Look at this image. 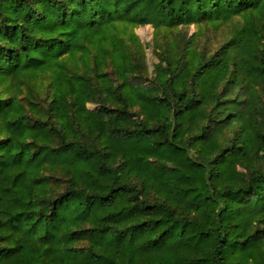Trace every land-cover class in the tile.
<instances>
[{
	"label": "trees",
	"instance_id": "obj_1",
	"mask_svg": "<svg viewBox=\"0 0 264 264\" xmlns=\"http://www.w3.org/2000/svg\"><path fill=\"white\" fill-rule=\"evenodd\" d=\"M0 264H264V0H0Z\"/></svg>",
	"mask_w": 264,
	"mask_h": 264
},
{
	"label": "rangeland",
	"instance_id": "obj_2",
	"mask_svg": "<svg viewBox=\"0 0 264 264\" xmlns=\"http://www.w3.org/2000/svg\"><path fill=\"white\" fill-rule=\"evenodd\" d=\"M242 19L237 17L234 20L228 22L225 25H222L218 30H216V35L214 32H212V29H210L207 33V35H200L196 37V43L198 45H203L206 42H209V36L212 38L210 39V43L214 48H217L219 45V42L222 40L221 35L229 34L231 32V25L236 22H241ZM181 31V34H186L187 36L191 35L195 30L196 27L194 25H190L187 27L179 28ZM178 31V30H177ZM176 30L174 32L171 31H165L164 29H161L159 32H156V41H155V30L151 25H145V26H139L134 28V32L138 36V39L140 43L143 46V51L145 53V60L147 65L149 66V72L152 70V63L157 61V57L155 55L156 46L157 45H163L165 41L169 39V37H173L174 34L177 32ZM87 107L90 109H95L97 107L94 103H88Z\"/></svg>",
	"mask_w": 264,
	"mask_h": 264
}]
</instances>
